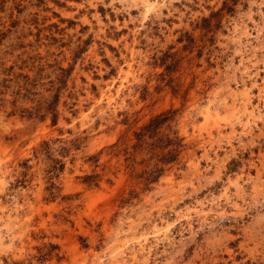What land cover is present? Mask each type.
I'll return each instance as SVG.
<instances>
[{
    "label": "clouds",
    "instance_id": "clouds-1",
    "mask_svg": "<svg viewBox=\"0 0 264 264\" xmlns=\"http://www.w3.org/2000/svg\"><path fill=\"white\" fill-rule=\"evenodd\" d=\"M0 264H264V0H0Z\"/></svg>",
    "mask_w": 264,
    "mask_h": 264
},
{
    "label": "rangeland",
    "instance_id": "rangeland-1",
    "mask_svg": "<svg viewBox=\"0 0 264 264\" xmlns=\"http://www.w3.org/2000/svg\"><path fill=\"white\" fill-rule=\"evenodd\" d=\"M147 119L148 118L145 117V121L144 122H146ZM141 123L142 122H138L137 123V128L140 127ZM133 131L129 132V134H128L129 138H133ZM42 132H47V129H42ZM86 167H87V165H86ZM124 181H130V178L128 176H126L125 174H123V173H119L117 175V177L114 178V186H113L112 190L114 191L115 190V186H118L119 184L123 183ZM100 185H101V187H105L103 180L100 181ZM89 195H90V200H91L92 204H95L97 201H102V200L106 199V197H107V193H105V192H96L94 194H89ZM50 206L51 205H49V204L43 205V207H45V208H48Z\"/></svg>",
    "mask_w": 264,
    "mask_h": 264
}]
</instances>
